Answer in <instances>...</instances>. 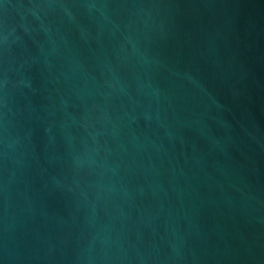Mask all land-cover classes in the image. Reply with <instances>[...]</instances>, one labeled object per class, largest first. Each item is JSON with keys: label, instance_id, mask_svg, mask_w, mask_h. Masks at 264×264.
<instances>
[{"label": "water", "instance_id": "1", "mask_svg": "<svg viewBox=\"0 0 264 264\" xmlns=\"http://www.w3.org/2000/svg\"><path fill=\"white\" fill-rule=\"evenodd\" d=\"M0 264H264V0H0Z\"/></svg>", "mask_w": 264, "mask_h": 264}]
</instances>
